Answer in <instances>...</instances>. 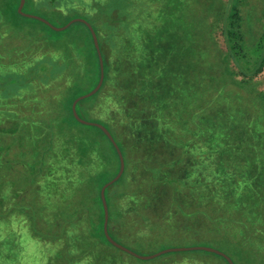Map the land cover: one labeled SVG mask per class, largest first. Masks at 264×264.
Wrapping results in <instances>:
<instances>
[{"label":"rangeland","instance_id":"rangeland-1","mask_svg":"<svg viewBox=\"0 0 264 264\" xmlns=\"http://www.w3.org/2000/svg\"><path fill=\"white\" fill-rule=\"evenodd\" d=\"M34 1L39 2L40 0ZM94 1L71 0L68 8L59 10L66 14L71 11L74 14L91 18L85 17L97 33L98 39L100 40L101 37L104 41V44L99 43V46L104 63L106 59L109 61V78L105 89L90 109L89 117L109 124L116 132L126 154L124 162L127 161V165L125 164L124 172L116 182L110 185L112 189L108 194L112 209L116 208L126 222V225L119 230V234H115L117 242L119 238L120 245L140 256H151L169 249L200 246L213 248L226 254L234 264H261L259 253L255 252V254L247 250L244 243L239 244L233 241L243 238L240 229L242 226H247V228L249 226V222L243 220L250 216L248 213L251 214L252 206L257 204L251 199L248 200L249 195L242 197L239 194L240 191L236 192L237 195L234 194L235 187L233 186L236 185L232 182V173H228L232 169H228V160L223 158L220 147L216 146L221 142V138L214 139L205 127L206 132L191 140L193 144L186 152L183 144L188 140L189 135L185 133L192 132V130L188 131L183 124L179 126L172 116L167 117V124H164L151 110L142 108L141 76L145 77L143 64L144 52H146L142 40L147 30H152L159 24L158 12L162 1L134 0L135 5H132L134 6L132 11L134 16L137 13L138 17L134 19L133 27H122L121 30L111 35L109 42H107V34L102 26L104 23L100 24L99 20L97 22L93 20L96 13V10L92 8ZM138 6L140 10L135 11L134 9ZM166 6L164 4V7ZM247 6L253 12L252 17L256 29L259 25L257 13L264 8V0H247L245 7ZM196 7L199 8L198 5ZM206 9L203 7L201 12L197 10L204 15ZM212 14L213 22L217 19L219 22L220 18L218 16L216 18L215 12L212 11ZM73 31H76L75 28ZM215 32L213 29V34ZM193 37L191 35L188 39L192 40ZM196 37L201 40L199 36ZM7 38L12 42L14 40L25 41L29 37L20 34L15 38H9V36ZM223 39L219 31L214 40L209 41V38L204 37V42L200 41L197 45V51L202 44L204 47L212 46L210 51H204L205 56L212 57L208 61L213 68V72L209 74L212 78H209L207 86L204 87L209 89L207 100H211V93L219 96L216 100V97H213V103H210L211 112L213 110L212 115L208 109L207 114L203 113V116L210 119L214 116L218 124L224 123L226 127L234 129L233 133L236 137L231 142L227 141L229 143L226 147H236L249 155L260 153L264 159V68L254 78H250L251 76H244L238 68L236 70L229 60L224 65L227 54ZM246 39V43L249 44L252 36L246 35ZM185 45L196 48L191 42ZM24 51L16 58L0 59V69L15 68L13 71L27 72L30 69L28 64L34 62L36 57L50 55L56 60L61 59L60 50L52 43L32 44ZM151 51H159V49L154 47L153 50L152 47ZM244 54L243 59H238L240 69L247 73L252 72L255 70L257 53L253 50L248 52L245 50ZM188 60H190L189 57ZM205 61L204 59V67L206 66ZM61 68L62 70L56 74L55 79L48 82L43 81L42 85L37 82L36 93H33L31 89L22 88V92L19 95L17 93L19 97L6 99V103H13L12 107L20 109L21 112L25 110L24 105H32L31 108H36V112L32 111V115L40 116L42 119L62 117L61 95L65 94L71 82L73 67L66 69L65 64ZM232 72L238 73L237 82L233 81ZM204 77H206L205 74ZM99 80L94 87L84 85V89H90L89 92H91L98 85ZM239 81L241 84L238 83ZM147 101L144 103L149 105L151 102ZM200 104L201 101L198 107ZM187 107L190 108L189 105ZM1 115L0 113V126L8 129V120ZM192 115L193 113L190 116ZM243 128L252 129L251 141L245 140L246 135L243 133ZM218 132L224 136L221 128ZM58 145L59 143H56L53 146L52 154L55 157L51 160V168L47 173L54 175L57 179H65L66 174L60 173L59 166L53 165L57 161L56 155L61 153ZM256 164L257 162L251 164L246 162L242 166L234 165V169L241 172L245 166L256 167ZM257 165L258 168H263L262 180L264 182V164L258 163ZM119 169L120 162L118 170L110 168V171H107L104 165L95 164L88 175L104 177L106 174L105 181L109 180L105 183L107 184L117 176ZM6 177L7 174L3 178L6 183L4 194L8 196L9 191H13V187ZM122 177L124 179L120 180ZM237 187L248 188L249 186ZM68 188L69 191L73 190V183L68 185ZM47 197L54 205L51 194ZM84 199L83 197L82 200ZM41 201L44 203L45 200ZM260 209L263 211L261 215L263 216L264 207ZM53 212L49 213L53 214ZM88 214L90 213L86 211V214L80 215L81 218L77 221L81 228L87 229L85 237L77 233L66 236L65 242L72 243V245H66L65 248L63 244L59 245L60 242L54 245L34 237L28 229L29 221L23 213H15L16 216L12 218L13 222L6 218L0 220V264H226L221 256L202 250L168 252L146 260L136 258L111 244V246L105 243L98 244L99 240L95 241L94 238L100 236L92 230ZM261 223L264 224V217L261 221L253 222L250 228L261 226L264 229ZM78 245L80 248H77ZM73 250L81 254L77 256ZM259 252L264 256V248Z\"/></svg>","mask_w":264,"mask_h":264},{"label":"trees","instance_id":"trees-1","mask_svg":"<svg viewBox=\"0 0 264 264\" xmlns=\"http://www.w3.org/2000/svg\"><path fill=\"white\" fill-rule=\"evenodd\" d=\"M161 1L162 5L158 12L160 22L152 30H147L142 40L146 48L143 64L145 77L141 76L142 108L151 110L164 124H167L166 118L172 116L179 126L183 124L188 131L191 129L192 132L185 133L189 135L188 140L183 144L186 152L193 144L191 140L203 135L206 128L214 139L221 138V142L216 146L220 147L223 158L230 161V163L227 161V167L232 169L228 173H232L231 179L236 185L233 186L234 194L237 195L236 192L240 191L239 194L242 197L249 195L248 200L251 199L257 204L252 206L251 214L248 213L250 216L243 220L249 222L248 228L242 226L240 229L243 238L233 241L239 244L244 243L247 250L259 253L261 264H264V256L259 252L264 248V229L261 226L250 228L253 222L261 221L264 217V215L261 216L263 211L260 209L264 207L263 168H258L257 165L264 164V159L260 153L249 155L236 147H226L236 137L233 133L234 129L226 127L224 123L218 124L214 116H211V119L203 116V113L207 114L208 109L212 115L213 110L211 112L210 107L213 103L212 99L216 97V100L219 96L211 93V100H207L209 89L204 87L207 86L209 78H212L209 74L213 72L208 61L212 57L205 56L204 51H210L212 46L204 47L202 44V47L196 50L200 41L204 42V37L209 38V41L214 40L216 33L220 31L227 54L224 65L229 60L244 76L254 78L264 68V8L257 13L259 25L255 29L253 12L248 6L245 7L247 0ZM19 2L20 0H0V59L16 58L25 52V48L36 43H52L60 50L61 59L56 60L50 55L36 57L34 62L28 64L30 69L27 72L13 71L15 68L0 69L2 70L0 71V113L8 120V129L0 126V220L6 218L13 222L15 213H23L29 221L28 229L34 237L54 245L60 242L59 245L63 244L65 248L66 245H72L65 242L66 236L77 233L85 237L87 229L81 228L77 221L81 218L80 215L88 211L92 230L100 236L94 238L95 241L99 240L98 244L110 245L103 232L104 213L99 195L101 187L109 180L105 181L106 174L102 177L88 175V172L95 164L106 166L107 171H110V168L118 170V154L102 130L78 122L71 109L72 103L78 97L90 91V89H84V85L94 87L100 77L98 55L91 33L87 26L80 22L72 24L62 32L54 31L39 20L21 16L17 10ZM70 2L71 0H40L39 2L26 0L23 11L40 16L57 27L66 25L78 16L85 20L91 19L71 11L66 14L59 10L68 8ZM93 4L92 8L96 10L93 20L95 22L99 20L100 24L104 23L102 26L107 34V42L111 35L122 27L134 25V19L138 17V14L134 16L132 11L134 8L132 5H135L134 0H106V2L95 0ZM164 4L167 6L164 7ZM203 7L207 8L204 15L199 13ZM134 10H140L139 6ZM212 11L215 12L216 18L217 16L220 18L219 22L218 19L213 22ZM74 28L76 31H73ZM213 29L216 31L214 34ZM20 34L29 38L25 41L12 42L6 39L7 36L15 38ZM191 35L194 36L192 40L188 39ZM246 35L252 36L249 44L245 41ZM196 36H199L201 40ZM98 41L104 44L101 37ZM188 42L194 44L196 48L185 45ZM152 47L153 50L156 47L159 51H151ZM245 50L246 52L253 50L257 53L255 70L248 73L241 70L238 63V59L245 57ZM65 64L66 69L73 68L71 82L65 94L61 95L62 117L42 119L40 116L32 115V111L36 112V108H31L32 105H24L25 110L21 112L20 109L12 107L13 103H6V99L19 97L17 93L19 95L22 88L31 89L33 93H36L37 82L42 85L43 81L55 79L56 74ZM108 67L109 61L106 59L101 88L92 97L80 100L76 109L80 118L102 124L110 131L125 159V150L111 126L104 121L89 117L90 109L106 87L109 78ZM223 69L226 71L225 67ZM225 74L228 75L227 72ZM231 75L234 76L233 81L237 82L238 73L232 72ZM238 83L241 84L240 81ZM144 100H149L151 103L147 101L149 105H146ZM200 101L201 104L198 107ZM192 113L193 115L190 116ZM202 118L209 120L204 121ZM219 128L224 136L218 132ZM251 131L252 129L243 128L245 140L251 141ZM56 143H59L58 148L61 153L56 155L57 161L53 165L59 166L60 173L66 174L64 177L67 179L66 182L65 179H57L54 175L47 173L51 168V160L55 157L52 151ZM246 162L248 164L257 162V164L256 167L245 166L241 172L234 169V165L242 166ZM125 164L127 165V161ZM5 174L13 187V191H9L8 196L4 194ZM123 179L122 177L120 180ZM69 183H73V190L69 191ZM111 189L112 186L105 191L109 215L108 231L109 235L117 241L115 234H119V231L115 233V228H123L126 222L119 211L111 207L108 200ZM68 193L71 194L68 195ZM50 194L54 205L51 204V200H48L47 195ZM66 195L72 197L69 198ZM83 197L84 200H82ZM41 200H45L44 203ZM50 211H54L53 214H50ZM261 225L264 224L261 223ZM77 248L80 246L78 245ZM74 253L77 256L81 254L78 251ZM224 261L228 264L225 259Z\"/></svg>","mask_w":264,"mask_h":264},{"label":"water","instance_id":"water-1","mask_svg":"<svg viewBox=\"0 0 264 264\" xmlns=\"http://www.w3.org/2000/svg\"><path fill=\"white\" fill-rule=\"evenodd\" d=\"M25 2L26 0H20V3H19V6H18V13L23 16V17H27V18H32V19H36V20H39L41 22H43L44 24H46L47 26H49L51 29H53L54 31H57V32H62L64 30H66L69 26H71L72 24L76 23V22H80V23H83L87 26V28L89 29L90 33H91V36L93 38V42H94V46L96 48V51H97V54H98V57H99V61H100V72H101V75H100V80H99V83L98 85L94 88V90H92L91 92H89L88 94H85L79 98H77L73 104H72V113L75 117V119L84 124V125H90V126H95L97 128H99L100 130H102V132L107 136V138L109 139V141L113 144V146L115 147L116 151H117V154H118V157H119V162H120V169H119V173L117 174V176L112 180L110 181L109 183L105 184L102 189H101V192H100V195H101V200H102V204H103V208H104V225H103V232H104V235H105V238L107 239V241L112 244L113 246L137 257V258H140V259H149V258H153L155 256H158V255H161V254H164V253H168V252H175V251H188V250H202V251H206V252H210V253H214L216 255H219L221 257H223L227 262L228 264H234L233 261L224 253L216 250V249H213V248H208V247H191V248H184V249H169V250H164V251H161V252H158L156 254H153L151 256H140L136 253H134L133 251L127 249L126 247H123L122 245H120L119 243H117L110 235H109V232H108V206H107V201H106V198H105V191L106 189L112 185L114 182H116L120 177L121 175L123 174L124 172V169H125V162H124V158H123V155H122V152L119 148V146L117 145L115 139L113 138L112 134L109 132V130L103 126L102 124H98V123H91V122H87L85 120H83L82 118L79 117L78 113H77V109H76V106L78 104V102L82 99H86V98H89L91 96H93L95 93L98 92V90L101 88L102 84H103V80H104V63H103V58H102V55H101V50H100V46H99V41H98V38H97V35L92 27V25L86 21L85 19H82V18H76V19H73L71 20L68 24H66L65 26H62V27H57V26H54L52 25L48 20L40 17V16H37V15H33V14H28V13H25L23 11V8H24V5H25Z\"/></svg>","mask_w":264,"mask_h":264},{"label":"crops","instance_id":"crops-1","mask_svg":"<svg viewBox=\"0 0 264 264\" xmlns=\"http://www.w3.org/2000/svg\"><path fill=\"white\" fill-rule=\"evenodd\" d=\"M120 229H117V228H115V231H119ZM109 232V231H108ZM116 241V240H115ZM117 242V241H116ZM118 243V242H117ZM107 245V244H106ZM112 245V244H111ZM105 247V246H104ZM113 247H115V246H113ZM115 248H117V247H115ZM105 249V248H104ZM117 249H119V248H117ZM121 250V249H120ZM121 251H123V250H121ZM123 252H125V251H123ZM125 253H127V252H125ZM127 254H129V253H127ZM129 255H131V254H129ZM133 256V255H132ZM135 257V256H134ZM137 258V257H136ZM140 259V258H139ZM143 260H146V259H143Z\"/></svg>","mask_w":264,"mask_h":264}]
</instances>
